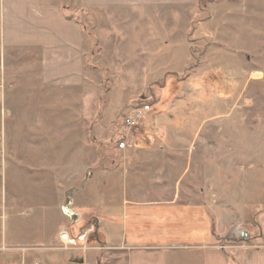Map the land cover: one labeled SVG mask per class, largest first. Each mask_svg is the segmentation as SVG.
I'll list each match as a JSON object with an SVG mask.
<instances>
[{
	"label": "rangeland",
	"instance_id": "1",
	"mask_svg": "<svg viewBox=\"0 0 264 264\" xmlns=\"http://www.w3.org/2000/svg\"><path fill=\"white\" fill-rule=\"evenodd\" d=\"M74 13L89 37L85 55L94 73L84 88L42 90L35 53L0 50V256L54 222V231L59 222L58 232L71 229L73 236L90 228L83 247L97 252L98 264L118 255L100 241L99 220L84 221L72 203L83 195L93 203L103 192L117 199L116 183L125 179L119 170L128 179L148 175L137 165L154 157L139 160L138 148L158 150L151 170L168 177L157 189L168 202L190 221L205 215L202 232L168 220V264H201L203 251L191 249L200 247L202 238L194 236L201 233L204 248L222 252L228 264L264 255V0H204L150 15ZM139 20L143 26L134 27ZM169 37L187 43L186 68L149 79L154 52L157 63L165 61L164 49L182 54ZM141 103L151 113L131 136L123 117ZM121 140L125 152L117 150ZM218 214L232 223L222 235L213 230ZM177 241L189 251L172 254Z\"/></svg>",
	"mask_w": 264,
	"mask_h": 264
},
{
	"label": "crops",
	"instance_id": "2",
	"mask_svg": "<svg viewBox=\"0 0 264 264\" xmlns=\"http://www.w3.org/2000/svg\"><path fill=\"white\" fill-rule=\"evenodd\" d=\"M198 1L0 0V50L35 53L38 88L55 92L75 91L84 88L86 82L94 78L92 69L87 66L85 55L89 37L83 33L80 24H78L74 15L75 10L78 8L88 12L128 10L150 15L160 9L193 7L198 4ZM142 21L133 23L134 27L140 26ZM153 32L151 40L157 42L156 31ZM172 37H169V41ZM169 41L168 43L180 45L179 49L183 50L181 56H176L172 53L173 51L170 53V50L164 49L165 61L157 63L154 61L156 58L154 52V56L148 58L151 63L148 68L150 71L146 72L149 74L147 75L149 79L158 77L159 74L161 79L167 75L183 74L187 63L186 57L189 55L187 43L184 40ZM157 80H151L150 85ZM125 151L127 149L121 152ZM158 154L156 149H136L135 155L141 161H145L146 157H154L148 160L149 163L137 165L140 168L139 172L146 170L148 175H140L138 178L134 176L135 179H128V175L124 176L123 172L119 170L117 177L123 176L125 179L121 183H116L117 199L104 192L99 194L93 203L87 201L88 195H83L79 201L76 198L73 199V209L84 215V221L91 216H95L99 220L100 241L119 253L111 259L108 258L106 264H168L166 251L170 248L167 245H162L163 242L168 241V238L174 240V238L168 237V220L172 224L175 219H180L182 223L184 222V228L189 229L192 226L201 232L206 226L205 215L202 217L203 214H198V212L190 221L186 212L178 211V207L173 205V199L168 202V195L157 190L164 187L162 183L168 182V177L158 178L156 170H151L152 167H157L155 156ZM217 187L219 186L217 185ZM207 202L219 203L220 200L208 199ZM218 208L219 206L213 210L219 212ZM172 209L176 211L174 215H169L168 210ZM206 213L208 212L206 211ZM76 220L77 218L74 219V223H77ZM213 223L215 235L227 233L232 224L226 222L225 219L222 220L220 214L216 216ZM54 224L51 226V231L46 229V225L38 226L36 233L30 234L31 239L20 246L12 242L11 246L9 245L5 249L6 254L0 256V264H98L97 252L93 248L72 251L63 249L59 242L60 232H58V230H62V226L58 222L57 230L54 231ZM120 225H122L121 229ZM147 225L149 228L146 227ZM67 231L72 234L71 229ZM223 231L224 233H222ZM180 233V239L186 237L185 234ZM201 236H194L202 238L200 247L191 248L192 251H203L201 264H228L222 252L214 248L207 250L204 248V235L201 233ZM177 244H172L171 248L173 249L170 250L172 254L181 249L186 251L190 249L178 241ZM26 247H29L31 251L21 254L20 252L24 251ZM7 249L9 250L7 251ZM247 264H264V255L255 256V259Z\"/></svg>",
	"mask_w": 264,
	"mask_h": 264
},
{
	"label": "built area",
	"instance_id": "3",
	"mask_svg": "<svg viewBox=\"0 0 264 264\" xmlns=\"http://www.w3.org/2000/svg\"><path fill=\"white\" fill-rule=\"evenodd\" d=\"M151 113V106L148 103H141L127 110L123 117V126L129 135H135L144 127L146 117ZM127 148L126 140L118 143L117 150L123 151ZM91 229L79 232L73 236L69 231L64 230L59 233V242L65 250H85L83 244L87 240Z\"/></svg>",
	"mask_w": 264,
	"mask_h": 264
},
{
	"label": "trees",
	"instance_id": "4",
	"mask_svg": "<svg viewBox=\"0 0 264 264\" xmlns=\"http://www.w3.org/2000/svg\"><path fill=\"white\" fill-rule=\"evenodd\" d=\"M200 1V3L202 2V1H204V0H199ZM205 1H207V0H205Z\"/></svg>",
	"mask_w": 264,
	"mask_h": 264
}]
</instances>
